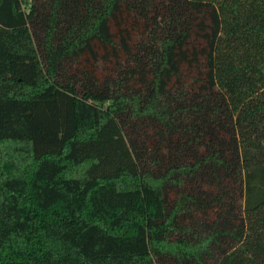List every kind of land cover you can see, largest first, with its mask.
Returning a JSON list of instances; mask_svg holds the SVG:
<instances>
[{
    "label": "trees",
    "instance_id": "16d2710c",
    "mask_svg": "<svg viewBox=\"0 0 264 264\" xmlns=\"http://www.w3.org/2000/svg\"><path fill=\"white\" fill-rule=\"evenodd\" d=\"M0 264H264V0H0Z\"/></svg>",
    "mask_w": 264,
    "mask_h": 264
}]
</instances>
